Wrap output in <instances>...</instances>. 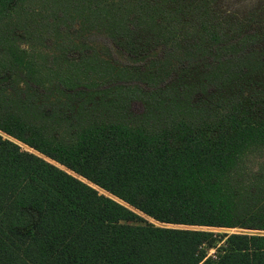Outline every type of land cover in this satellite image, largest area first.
Masks as SVG:
<instances>
[{"label":"trees","instance_id":"trees-1","mask_svg":"<svg viewBox=\"0 0 264 264\" xmlns=\"http://www.w3.org/2000/svg\"><path fill=\"white\" fill-rule=\"evenodd\" d=\"M239 2L0 0V264H264L262 61L163 84L169 64L115 66L69 33L198 66L264 41L263 3ZM202 228L259 233L206 258Z\"/></svg>","mask_w":264,"mask_h":264},{"label":"rangeland","instance_id":"rangeland-1","mask_svg":"<svg viewBox=\"0 0 264 264\" xmlns=\"http://www.w3.org/2000/svg\"><path fill=\"white\" fill-rule=\"evenodd\" d=\"M258 2L263 3L264 0H240L238 6H251L256 5ZM64 26L61 27L63 30ZM69 33L72 34L70 38H73L75 42L82 43L84 45H88L93 50L95 49L101 56H103L108 61L112 62L115 66L119 67H131V68H140L141 70H145V68L151 64L156 65L158 68H165L166 64H169L167 70H170L171 74L168 78H166L163 84H166L171 78H173L176 72L184 74V75H194V72H189L186 69L193 68L195 69V73L200 72H213L219 71L224 73V77L229 74L246 72L247 70L254 68V61H262L264 64V41L260 44L248 47L236 54H232L229 56H224L222 58H216L214 55H209L205 57L204 61L201 62L200 65L197 61L188 60L186 56L180 53L178 50H173L168 46H158L152 49L151 52L144 59L132 58L127 53H125L121 48L118 47L117 44L113 42V40L108 37L105 33H89L85 36H77L74 32V27L69 28ZM50 39H47L46 43H49ZM81 48H70L71 53L70 57L77 56ZM170 62V63H167ZM162 84V85H163ZM214 88L212 86H207V89L203 92L202 89L193 93L190 96L191 101L196 102L198 99L203 97V94L212 91ZM134 109L136 111H141L142 106L140 104H135ZM21 148L24 150H28L26 146L21 144ZM101 193H104L101 191ZM152 222V221H150ZM204 230H209L215 234V242L205 247L206 258H216L218 256V252L216 250L217 247H222L226 242V234H234V233H244V234H257L259 233L257 230H239V229H223V228H202ZM264 233V232H263Z\"/></svg>","mask_w":264,"mask_h":264}]
</instances>
